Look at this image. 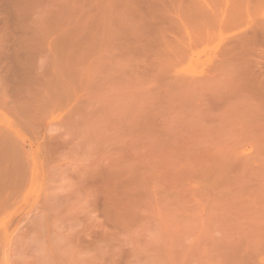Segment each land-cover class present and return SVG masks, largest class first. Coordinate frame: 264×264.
<instances>
[{
	"label": "rangeland",
	"instance_id": "374dc122",
	"mask_svg": "<svg viewBox=\"0 0 264 264\" xmlns=\"http://www.w3.org/2000/svg\"><path fill=\"white\" fill-rule=\"evenodd\" d=\"M0 264H264V0H0Z\"/></svg>",
	"mask_w": 264,
	"mask_h": 264
}]
</instances>
